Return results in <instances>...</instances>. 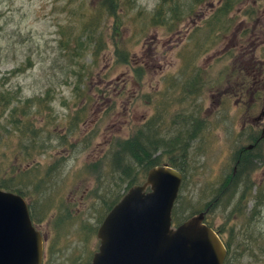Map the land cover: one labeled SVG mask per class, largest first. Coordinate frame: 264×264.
I'll list each match as a JSON object with an SVG mask.
<instances>
[{
  "label": "rangeland",
  "instance_id": "rangeland-1",
  "mask_svg": "<svg viewBox=\"0 0 264 264\" xmlns=\"http://www.w3.org/2000/svg\"><path fill=\"white\" fill-rule=\"evenodd\" d=\"M200 3L0 0V188L27 202L44 238L42 264L90 262L98 225L143 183L148 157L184 176L173 227L206 205L207 224L227 248L224 264H264V147L241 142L232 88L237 64L247 61L234 57L236 37L257 21L241 44L264 41V3L242 0L217 24L220 1ZM143 45L152 65L137 82L131 69ZM192 52L195 76L187 73ZM140 131L160 145H146L138 159ZM241 148L248 152L237 165Z\"/></svg>",
  "mask_w": 264,
  "mask_h": 264
},
{
  "label": "water",
  "instance_id": "water-1",
  "mask_svg": "<svg viewBox=\"0 0 264 264\" xmlns=\"http://www.w3.org/2000/svg\"><path fill=\"white\" fill-rule=\"evenodd\" d=\"M180 183L173 168L149 169L144 183L131 186L103 219L90 264H223L226 248L204 223L206 211L172 227ZM42 258L26 203L0 189V264H41Z\"/></svg>",
  "mask_w": 264,
  "mask_h": 264
},
{
  "label": "flooded vegetation",
  "instance_id": "flooded-vegetation-1",
  "mask_svg": "<svg viewBox=\"0 0 264 264\" xmlns=\"http://www.w3.org/2000/svg\"><path fill=\"white\" fill-rule=\"evenodd\" d=\"M219 8H220V3L217 7H215L214 10L216 9L219 10ZM217 15L220 16L222 14L218 13ZM190 20H193V17H190ZM212 21H214L216 24L218 23V20H216L215 18L214 19L212 18ZM221 22H222V26L219 28L217 36L218 35L221 37L227 36L229 28H225L223 19L221 20ZM257 24H258L257 21L253 22V25L249 30L242 29L239 24L240 32L238 33L236 37L237 44L233 45V48L236 49L238 52L237 56L235 55L236 51L234 52V57L239 60L245 59V58L247 60L246 62L241 61L240 63L237 64V72H238L237 78L232 83V88L234 90L233 94L237 95L236 102H234V105H235L234 116H235V120L237 124L240 127L238 133H239V136L241 137V142L245 140L250 141L249 146H251L252 149L256 147H260V146L264 147V41L261 43L253 42L250 40L247 41L252 35H254ZM191 25L192 26L194 25V27H191L190 32L194 28H198L197 26L199 24L194 21ZM173 30L174 29L172 30L166 29V33L168 34L172 32ZM245 30H247L246 33L247 32L249 33L248 35L245 33V35L249 36V38L247 40L242 38L243 42L241 44V32L244 33ZM179 31L180 30L178 29L177 31L173 33L178 34ZM198 32H204V30H201ZM155 45H158V42ZM192 48H193V45L191 49ZM157 49H158V46L155 47L153 50V54L155 57H157ZM148 52H151L149 51V47H146L145 45H143L140 50V66H135V67L132 66L131 71L133 72V74H134L133 69H140L141 77H143L146 74L144 69L147 66L152 65V63L149 62ZM167 53L168 52H163L161 54L162 56H165ZM194 53L195 52H192V55L191 53H187L188 54L187 55V61H188L187 73H189L190 76H195L197 72V65L195 62H193V59L195 57ZM246 64H248V68H249L247 72H246ZM159 69L161 68L159 67ZM198 76L200 79H202L201 75H198ZM190 84L191 83L189 82L187 85H190ZM187 91L189 92L190 90L188 89ZM202 91L203 89L201 88V92ZM190 92L192 94V91ZM222 103L223 101H219L218 107L222 105ZM161 118H162V112H159V114L155 118L148 120V124L154 126V128L156 129L155 123L158 122V120ZM175 122L177 123L178 121L176 120ZM157 131H160V130H157ZM64 141L65 143L68 142V140H64ZM75 142L76 141H73L72 143H75ZM171 142H175V141H171ZM162 146L167 147L166 144L165 146L164 145ZM247 152H248L247 149L245 150V148L244 149L241 148V150H239L237 153V159L235 163L239 164L242 157H246ZM165 154L170 155L171 152L168 151ZM235 173L236 171H233L232 176L235 175Z\"/></svg>",
  "mask_w": 264,
  "mask_h": 264
},
{
  "label": "trees",
  "instance_id": "trees-1",
  "mask_svg": "<svg viewBox=\"0 0 264 264\" xmlns=\"http://www.w3.org/2000/svg\"><path fill=\"white\" fill-rule=\"evenodd\" d=\"M194 1V5L195 4H201L200 2L204 1V0H193ZM217 1H220V8L218 10L219 13H221L222 15H226L227 12H230L233 10V8L238 4L240 3L242 0H217ZM261 3H264V0H257ZM110 6L114 8L115 6V0H110ZM226 17V16H225ZM219 18V15L216 16V20H218ZM209 27H212V31H215L214 28H216V25L213 26L211 25L210 23L208 24ZM117 57V60L119 63H125V57L123 56H116ZM127 63V62H126ZM134 71V77L135 79L139 82L140 79L142 78L140 76V69H133ZM149 129L152 130L154 129V127L152 125L149 126ZM151 137V134H150V131H146V132H141L140 131V136L136 137L134 140H133V144L138 146V148H134L133 146V150H134V155L140 159L141 156V153H143L145 151V153L147 154L148 153V148H146V145L148 146H152V147H155L154 145H160V142L157 140H152L150 139ZM144 139H147L146 141ZM168 147V146H167ZM166 148V147H165ZM141 150V151H140ZM151 153H152V150L150 149ZM141 152V153H140ZM132 153V154H133ZM167 153V152H166ZM122 154H118V157H121ZM147 157V156H146ZM185 157V155L183 154V158ZM151 157H148V158H145L144 161H143V167L140 169L143 174L146 173V171L149 169V167H153L155 166V161L154 160H150ZM246 157H242L241 159V162L245 159ZM118 160H120V158H117ZM174 167H177V166H174ZM181 171V170H180ZM235 178V176H233L232 180ZM184 179V177H183ZM206 208V205L203 206L202 209H200L199 211H203L204 209Z\"/></svg>",
  "mask_w": 264,
  "mask_h": 264
}]
</instances>
